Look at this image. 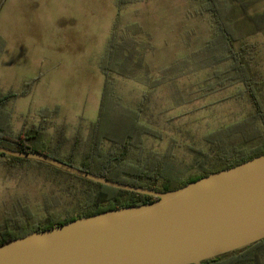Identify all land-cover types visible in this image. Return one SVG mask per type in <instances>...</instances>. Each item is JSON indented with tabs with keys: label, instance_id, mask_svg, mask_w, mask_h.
Listing matches in <instances>:
<instances>
[{
	"label": "rangeland",
	"instance_id": "obj_1",
	"mask_svg": "<svg viewBox=\"0 0 264 264\" xmlns=\"http://www.w3.org/2000/svg\"><path fill=\"white\" fill-rule=\"evenodd\" d=\"M226 1L232 28L243 35L236 50L254 46L245 61L264 110V0ZM201 6L197 0H130L118 9L116 0H5L0 108L8 129H42L49 149L58 147L61 157L74 153L72 165L79 167L103 91L100 68L106 67L117 103L111 133L124 137L134 112L152 130L130 151V162L148 152L167 155L187 177L199 164L211 167L260 144L264 129L249 99L237 95L242 85L227 79L229 63L201 67L216 34ZM111 37L116 51L107 57ZM67 184L36 164L8 166L0 158V228L40 224L48 213L64 217L77 205ZM261 252L264 264V247Z\"/></svg>",
	"mask_w": 264,
	"mask_h": 264
},
{
	"label": "water",
	"instance_id": "obj_2",
	"mask_svg": "<svg viewBox=\"0 0 264 264\" xmlns=\"http://www.w3.org/2000/svg\"><path fill=\"white\" fill-rule=\"evenodd\" d=\"M0 154L156 198L13 239L0 246V264H201L264 240V154L163 193L40 153L0 147Z\"/></svg>",
	"mask_w": 264,
	"mask_h": 264
},
{
	"label": "trees",
	"instance_id": "obj_3",
	"mask_svg": "<svg viewBox=\"0 0 264 264\" xmlns=\"http://www.w3.org/2000/svg\"><path fill=\"white\" fill-rule=\"evenodd\" d=\"M4 1L0 0V8ZM197 1L202 2L201 10L210 16L216 30V34L205 45L204 52L206 51L207 54L204 55L205 62L201 67L228 62L230 76L227 79L242 85V89L237 95L240 97L246 96L249 99L254 107V118L261 123L264 129V110L252 81V76L247 66L248 62L246 63L245 61V55L254 46L244 45L236 50L234 44L242 41L243 35L232 28L229 4L226 0ZM129 2L130 0H117V6L119 8ZM223 11L226 12L224 16ZM115 51V41L111 37L106 50L107 57L113 56ZM100 69H102L105 78L97 118L91 125V142L86 156L82 159L79 167L75 168L103 177L108 181L163 193L179 189L190 182L232 168L264 154L263 141L245 151H235L234 156L219 159V163L211 167H203L199 164L196 173L187 177L178 165L177 167L170 165V156L167 155L148 152L142 160L138 159L136 163L130 162V151L138 148L140 137L144 134H152V130L146 129L139 123L138 112H134L132 113V118H130V124L128 123L129 125L126 126L127 133L124 134V137L118 139L111 133V123L116 120L114 111L117 104L114 97V83L109 78L111 71L107 70L106 67H101ZM46 113L50 114L51 112L47 111ZM6 117L7 114L0 108V147L18 152L40 153L74 167L72 165V162H75L74 153L68 154L67 157H61L59 156L58 147L53 150L49 149L47 134L42 129H25L17 134H12L8 129ZM105 141L111 145L108 151L102 148ZM49 153L58 155L62 160L51 156ZM0 158L8 166L36 164L62 176L64 181L68 182L65 185V189L72 191L77 198V205L64 217H54L48 213L49 215L40 224L30 225L21 222L15 224L12 228L7 226L0 228V246L27 234L65 225L79 218L123 207L139 206L156 200L152 196L135 194L87 181L40 162L11 158L1 154ZM76 185L78 188H76ZM76 189H79L78 193L75 192ZM52 202L54 205L56 204V201ZM50 205L45 203L46 212H48L47 209ZM263 247L264 240L222 257L207 260L201 264H259V255L262 253Z\"/></svg>",
	"mask_w": 264,
	"mask_h": 264
},
{
	"label": "crops",
	"instance_id": "obj_4",
	"mask_svg": "<svg viewBox=\"0 0 264 264\" xmlns=\"http://www.w3.org/2000/svg\"><path fill=\"white\" fill-rule=\"evenodd\" d=\"M116 4H117V0H116ZM117 9H118V7H117ZM4 89H5V87H4Z\"/></svg>",
	"mask_w": 264,
	"mask_h": 264
}]
</instances>
